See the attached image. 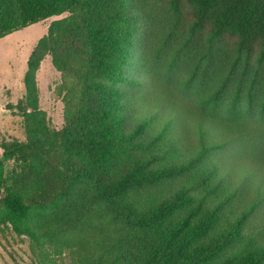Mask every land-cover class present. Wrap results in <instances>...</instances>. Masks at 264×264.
<instances>
[{
  "label": "trees",
  "instance_id": "16d2710c",
  "mask_svg": "<svg viewBox=\"0 0 264 264\" xmlns=\"http://www.w3.org/2000/svg\"><path fill=\"white\" fill-rule=\"evenodd\" d=\"M188 1L199 21H211L214 35L229 28L248 48L264 43V0ZM140 10L136 0H0V38L68 13L51 22L27 60V104H16L26 139L1 144L0 224L38 244L34 212L78 206L84 214L94 205L100 217L110 214L118 237L102 241L98 260L82 256L74 264H212L222 254L214 264H264V211L248 237L242 231L264 205V127L216 117L178 98L169 85L126 73ZM46 54L63 75L65 120L48 133L34 96L35 71ZM122 86L142 88L134 94ZM232 140L239 149L234 159L250 156L255 166L240 161L229 172L206 166L175 188L166 183L188 176ZM11 159L13 168L3 169ZM218 168L234 171L238 187L223 186ZM160 184L171 187L161 197L143 198ZM250 187L245 206L223 216L222 208ZM238 240L245 243L231 252Z\"/></svg>",
  "mask_w": 264,
  "mask_h": 264
},
{
  "label": "rangeland",
  "instance_id": "374dc122",
  "mask_svg": "<svg viewBox=\"0 0 264 264\" xmlns=\"http://www.w3.org/2000/svg\"><path fill=\"white\" fill-rule=\"evenodd\" d=\"M137 2L142 6L140 30L132 39L128 56L130 66L126 67V73L142 83L154 80L169 85L178 98L188 100L216 117L264 127V43L257 40L248 48L240 35L229 28L214 35L211 21H199L188 0ZM67 14L51 16L0 38V156L4 141L26 139L24 115L16 104H27L24 75L28 57L47 33L51 22ZM62 79L63 75L52 64L51 55L46 54L35 71L34 96L38 110L42 112L38 116L39 122L47 127V133L64 126V102L59 88ZM122 87L125 92L134 94L142 88ZM192 137L195 146L198 139ZM237 146L238 141L232 140L204 156L188 176L166 183L175 188L206 166L223 165L227 171L231 164L237 165L240 161L255 166L250 156L238 157L239 161L234 159L239 150ZM14 165L13 159L2 162L5 170H11ZM159 165L163 166L161 161ZM228 172L224 174L218 168L222 185L237 188L236 173ZM255 182L256 179L252 184ZM161 186L143 191V198L161 197L162 192L171 187ZM246 193L245 196L236 194L235 199L222 208V215L230 216L242 209L247 196L253 194L251 187ZM91 208L90 213L84 214L78 206L69 211L58 208L34 212L38 244L26 235L15 233L10 226L0 224V264H74L82 256L91 262L98 260L102 241L114 242L118 233L112 226L110 214L100 217L95 206ZM262 211L264 205L247 217L242 227L246 237L256 229ZM260 236L264 239V235ZM244 243V240H238L230 248L231 252ZM224 255L212 264L219 263Z\"/></svg>",
  "mask_w": 264,
  "mask_h": 264
}]
</instances>
